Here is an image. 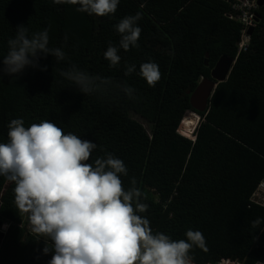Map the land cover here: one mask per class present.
Masks as SVG:
<instances>
[{"label":"trees","instance_id":"obj_1","mask_svg":"<svg viewBox=\"0 0 264 264\" xmlns=\"http://www.w3.org/2000/svg\"><path fill=\"white\" fill-rule=\"evenodd\" d=\"M234 2L120 0L114 14L100 17L52 0H0V69L7 41L21 24L29 34L47 29L49 47L66 53L58 64L51 55L41 57L46 71L26 67L16 76L0 73V143L7 142L12 119L22 118L25 127L49 120L65 134L96 143L89 163L106 153L124 161V187L135 178L141 202L149 206L141 215L154 232L178 240L189 228L201 231L206 249L191 251L196 263L264 262V221L251 227L255 219L264 220V208L250 203L264 177V6L257 11L260 22L247 51L239 53L242 25L229 18L236 13ZM137 12L143 14L139 46L121 49L120 64L110 67L103 53L109 43L118 45L115 25ZM224 55L236 63L217 86L208 111L198 112L188 91L211 77ZM148 61L162 74L155 87L139 75ZM133 64L136 71L125 75ZM71 65L111 83L85 95L60 75ZM122 84L134 89L131 96ZM187 113L193 124L184 127ZM133 114L145 119L151 132ZM181 125L186 137L178 132ZM13 189L14 183L0 177V230L9 225L0 264H28L43 239L29 232ZM51 257L42 252L34 264H48Z\"/></svg>","mask_w":264,"mask_h":264},{"label":"clouds","instance_id":"obj_2","mask_svg":"<svg viewBox=\"0 0 264 264\" xmlns=\"http://www.w3.org/2000/svg\"><path fill=\"white\" fill-rule=\"evenodd\" d=\"M52 2L76 5L78 12L103 17L114 14L120 0ZM142 15L125 16L115 25L118 45L109 43L103 53L110 67L120 64L121 49L139 46ZM7 44L0 69L3 75L16 76L26 67L46 71V66L39 65L41 57L51 55L57 64L66 59L62 48L49 47L47 29L29 34L25 25H18ZM135 71L136 65H128L125 75ZM60 75L85 95L111 83L75 65L61 70ZM139 75L150 87L162 76L153 61L142 63ZM121 89L129 96L134 92L127 84ZM7 137V142L0 143V177L14 183L15 207L28 215L31 231L50 242L43 249L44 254L52 253L48 264H192L191 251L206 249L199 230L189 228L185 239L178 240L154 232L149 219L141 215L149 206L141 202L135 178L131 187H124L121 176L128 175L124 161L106 153L89 163L96 143L71 132L65 134L49 120L25 127L22 118L10 121ZM262 221L255 219L251 227H259Z\"/></svg>","mask_w":264,"mask_h":264},{"label":"water","instance_id":"obj_3","mask_svg":"<svg viewBox=\"0 0 264 264\" xmlns=\"http://www.w3.org/2000/svg\"><path fill=\"white\" fill-rule=\"evenodd\" d=\"M258 4L260 7H263L264 0H258ZM259 22H260V18L258 17L256 19V23ZM255 28L256 26L254 25L249 29L248 34L250 36L253 35ZM209 58H210V53H207L205 59L206 66H209ZM235 63H236V59L234 57L228 55L222 56L217 62L216 66L212 69L211 77L203 78L193 92L188 91V95H190L191 106L193 107V109H195L198 112L208 111L211 98L213 97L217 86L219 85V83H223L228 80ZM188 113L196 114L194 112H188ZM6 233L7 232H5L4 230H0V249L6 237ZM46 243L47 242L45 240H42L40 242L36 252L34 253L33 257L30 259L28 264H34L36 262L37 258L43 252Z\"/></svg>","mask_w":264,"mask_h":264},{"label":"built area","instance_id":"obj_4","mask_svg":"<svg viewBox=\"0 0 264 264\" xmlns=\"http://www.w3.org/2000/svg\"><path fill=\"white\" fill-rule=\"evenodd\" d=\"M258 0H235L233 3V9L235 14L229 15L230 19L237 20L242 25L241 31V40L239 42V53L247 51L251 36L248 34L249 29L256 24V19L258 18V9H259ZM200 120V118H199ZM182 125L180 126L178 132L185 136L183 133ZM192 139H195L192 138ZM250 203L256 206L264 208V177L258 183L256 189L254 190ZM9 226V225H7ZM192 264H198L192 260ZM213 264H241L235 261H232L227 258H223L220 261ZM255 264H264L263 261H258Z\"/></svg>","mask_w":264,"mask_h":264},{"label":"rangeland","instance_id":"obj_5","mask_svg":"<svg viewBox=\"0 0 264 264\" xmlns=\"http://www.w3.org/2000/svg\"><path fill=\"white\" fill-rule=\"evenodd\" d=\"M191 114H188V116H187V118H186V120H185V122L183 123V126L184 127H187V126H189V123H192L193 124V121L191 122V120H192V118H191ZM133 118L136 120V121H138V122H140L149 132H151V125L145 120V119H143L141 116H139V115H136V114H133ZM183 128V127H182ZM24 216H25V218H27V214H24ZM8 227L9 226H7L6 224L2 227V229L1 230H4L5 232H7V230H8ZM27 228H28V230H29V232H31V233H33L32 231H31V225H30V222H29V224H28V226H27ZM35 234V233H34ZM41 239H43L44 240V238H41ZM42 241V240H41Z\"/></svg>","mask_w":264,"mask_h":264}]
</instances>
